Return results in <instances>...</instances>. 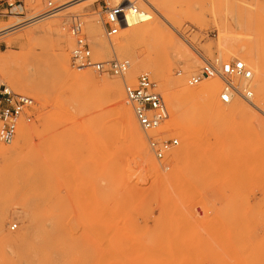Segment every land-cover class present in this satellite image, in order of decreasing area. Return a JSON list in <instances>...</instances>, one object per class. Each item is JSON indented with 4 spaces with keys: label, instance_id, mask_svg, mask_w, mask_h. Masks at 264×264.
<instances>
[{
    "label": "rangeland",
    "instance_id": "1",
    "mask_svg": "<svg viewBox=\"0 0 264 264\" xmlns=\"http://www.w3.org/2000/svg\"><path fill=\"white\" fill-rule=\"evenodd\" d=\"M7 1L0 0V29L20 23L0 31V86L37 105L12 143L0 140L7 148L0 154V264H264V73L243 54L250 48L264 65V0H91L50 16L43 15L48 0H10L21 5L12 10ZM105 2L118 8L121 28L112 38L104 29ZM129 2L148 16L130 24ZM75 15L97 60L130 61L124 76L73 66ZM148 24L149 34L134 32ZM125 38L130 47L115 50ZM173 39L187 51L177 53ZM65 55L71 77L62 70ZM5 56L13 60L3 63ZM216 58L242 59L253 69V103L235 101L245 111L231 112L232 103L220 101L217 77L210 81L220 82L216 103L224 112L201 99H178L182 89L200 86L189 80ZM137 62L161 64L165 73L146 69L169 119L148 133L136 120L150 161L117 108L122 95L129 102L126 86L143 73ZM80 74L118 91L81 85ZM174 106L194 136L188 141L171 125ZM22 125L32 133L16 149ZM150 137L179 144L158 159Z\"/></svg>",
    "mask_w": 264,
    "mask_h": 264
},
{
    "label": "built area",
    "instance_id": "2",
    "mask_svg": "<svg viewBox=\"0 0 264 264\" xmlns=\"http://www.w3.org/2000/svg\"><path fill=\"white\" fill-rule=\"evenodd\" d=\"M16 2L7 1V7L12 8ZM64 5H55L52 0L47 1V10L43 15L50 16L59 11ZM126 10V11H125ZM124 11L130 15L139 14V8L131 4L124 7ZM104 29L108 38L119 33L121 28L118 16V8L110 7L106 2L103 6ZM69 32L76 39L72 50V64L77 69L94 68L103 73L109 72L117 76H124L130 69L129 60L114 59L107 62L97 60L90 48L88 38L85 35L84 22L80 16H72ZM219 78L223 82V88L219 94L220 101L230 104L238 98L248 103H253L255 96L253 90L254 72L245 61L235 58L228 61L216 58L205 60L200 71L191 77L190 84H198L204 79ZM126 95L132 104L138 124L146 132L158 131L163 122L169 119L170 112L167 103L158 90L157 83L149 73L139 75L133 85L126 86ZM36 101L34 98L14 91L7 85L0 86V122L2 128L0 140L10 144L14 141L19 125L22 121L31 122L36 115ZM177 138L160 139L149 138V145L158 159H163L172 147L177 146ZM17 225L12 226L15 229Z\"/></svg>",
    "mask_w": 264,
    "mask_h": 264
},
{
    "label": "bare ground",
    "instance_id": "3",
    "mask_svg": "<svg viewBox=\"0 0 264 264\" xmlns=\"http://www.w3.org/2000/svg\"><path fill=\"white\" fill-rule=\"evenodd\" d=\"M91 0H75L73 2H70V3H66L67 5L65 4H62L64 6H62L60 10H62L63 8L67 9V8H73L75 6H80V5H83L85 4L86 2H89ZM151 3V2H150ZM131 4H134L133 2H129L126 6L129 7L131 6ZM156 4V3H155ZM87 5V4H86ZM152 5V4H151ZM17 6H21V5H16L14 6L12 9H14L15 7ZM125 6V7H126ZM154 6V5H153ZM155 9H158L156 7V5L154 6ZM58 11V12H59ZM139 11L141 13L139 14H134V15H130L128 14L127 12H125V19L130 23V24H134L135 22H137L140 18L144 17V16H148L147 12L143 9H139ZM63 12V11H62ZM75 13V12H74ZM119 16V15H118ZM41 17H36L34 20H31V22H38L40 20ZM20 23V22H19ZM18 22L10 27H7V28H11V27H14V26H18L19 24ZM49 25L51 26L52 24L49 23ZM230 26V25H229ZM49 27V26H48ZM223 27V26H222ZM7 28H2L0 29L1 30H4V29H7ZM47 28V27H46ZM227 28V27H226ZM154 28L148 24V25H144V26H140L138 27L134 32L135 33H138V34H146V33H150L152 32ZM225 29V28H224ZM47 30V29H46ZM128 31V30H127ZM230 31V30H228ZM125 33V31H124ZM225 33V32H224ZM101 34V33H100ZM172 34V33H171ZM96 35V34H95ZM147 36V35H146ZM177 37V35H176ZM172 37H170L171 39ZM179 38V37H178ZM24 39V38H23ZM27 40V39H26ZM126 40V38H125ZM124 41V40H123ZM123 41H120L119 40H116L115 43L113 44V47L115 50L117 51H122V50H127L129 47H130V41L129 40H126V42H123ZM221 41L223 44L225 41H226V36H221ZM172 44H174L178 50H176L177 53H184L185 51H187L186 49V46L184 45L185 43H183L180 39H173L172 40ZM192 45V44H191ZM110 46V45H109ZM168 47V46H167ZM190 47V46H189ZM197 49V48H196ZM171 50V49H170ZM254 50V49H253ZM198 51V50H197ZM237 53H239L240 50H236ZM241 52V51H240ZM255 52V51H254ZM250 48L246 49L245 50V53L244 54V57L249 59L254 65L255 67H260L262 69V72L264 73V65L261 63V60H260V57L259 54H256L254 53ZM187 53V52H186ZM68 55V53H67ZM65 55L63 56L62 58V70L64 71V73L67 75V77H71V74L69 72V69H68V56ZM12 58L13 60V57L12 56H8V57H4L2 59L3 63L6 64L7 61H9L10 59ZM169 58V56H167V59ZM135 60V59H134ZM242 60V59H241ZM137 61V60H135ZM244 61V60H243ZM246 62V61H245ZM61 63V62H60ZM247 64V63H246ZM248 65V64H247ZM135 66V65H134ZM137 68H140L143 70V73H149V71H147L146 69H152L156 76L160 77V78H165V73H164V69L162 67L161 64H153L151 63L150 65L148 64H144V62H140L138 63L137 62ZM249 66V65H248ZM250 67V66H249ZM252 69V68H251ZM258 69V68H257ZM255 69V70H257ZM253 70V69H252ZM74 71V70H73ZM76 71V70H75ZM141 72V71H140ZM254 72V71H253ZM142 73V74H143ZM151 73V72H150ZM141 75V74H140ZM79 79H80V83L81 85H84V86H88L90 88H93V89H97V90H103V91H107V92H111L113 89H115V87L109 82V83H106V82H102V81H98V80H95L93 78H90L88 75L86 74H80L78 75ZM165 80V79H164ZM206 81H202V83L200 84V86L198 87H194V88H184L181 90L180 94L178 95V99L179 100H182V101H192V100H197V99H201L203 101V103L205 104V106L209 109V110H212V111H217V112H224L225 109H222V108H219L217 103H216V96H217V93L219 91V88H220V82L216 81V80H211L210 81V78L209 79H205ZM259 81V80H258ZM158 85V84H157ZM167 85V83H166ZM253 87H254V79H253V83H252ZM259 91L260 92H264V83H261L259 84ZM185 86V85H184ZM188 86V85H187ZM122 88V86H121ZM118 91V90H117ZM116 90L114 91L113 90V93L117 92ZM259 92V93H260ZM120 93V92H119ZM121 95V94H120ZM165 95V94H164ZM114 96V95H113ZM165 97V96H164ZM240 99V98H238ZM236 99V100H238ZM236 100H233L232 101V107L229 109L231 112H235V111H245L246 109H248V106L245 105V104H242V103H236L235 101ZM243 100V99H242ZM254 100V99H253ZM245 101V100H244ZM128 101L125 97V95L121 96V98L118 100V103H117V108H118V111L121 115V118H122V121L124 123V126H125V130L127 131H124L125 133H129L130 136H132V138L137 141L138 143V147L144 152V145L142 143V137H141V134L138 130V126H137V122L135 119L136 116H134L135 114L132 113V110H131V107L128 105ZM130 104V103H129ZM231 104V103H230ZM183 106V105H182ZM185 107V105H184ZM186 108V107H185ZM182 112V111H181ZM120 117V116H119ZM122 123V124H123ZM171 125L178 131V133L183 137V140L184 141H188L191 139V137H194L192 135V132H191V129L190 127L184 123V121L182 120L181 118V115H180V108L179 107H175L172 109V123ZM168 128V127H167ZM32 130L29 128V126L27 125H22L20 127V132H19V136H18V139L16 141V149H18L19 147H22L23 146V142L26 141L27 139H29L30 135H31V132ZM125 136V135H124ZM129 138V137H128ZM173 148V147H172ZM7 148H4V147H0V154L3 155V153H5ZM15 149V147H14ZM21 149V148H20ZM19 151V150H18ZM145 153V156L147 158V160L150 161L151 157L149 155L148 152H144ZM183 152H180L179 155H182ZM152 160V159H151ZM57 224V223H56ZM0 225H1V220H0ZM60 228V227H59ZM60 230V229H59ZM128 230V229H127ZM58 231V228L57 230ZM130 232V231H129ZM102 235V234H101ZM52 237V236H51ZM135 238V237H134ZM99 241V240H98ZM135 241V240H134ZM107 242V241H106ZM137 243V242H136ZM17 244V243H16ZM44 244V243H42ZM107 245V244H106ZM45 246V244H44ZM22 248H23V244H22ZM37 250V249H36ZM114 253V252H113ZM115 254V253H114ZM113 254V255H114ZM168 255V254H167ZM116 257V256H114ZM118 259H119V256H117ZM109 258H112V257H109ZM122 258V257H120ZM34 259V258H33ZM115 260V258H113ZM160 259V258H159ZM118 261H121V260H118ZM126 262V260H124Z\"/></svg>",
    "mask_w": 264,
    "mask_h": 264
}]
</instances>
